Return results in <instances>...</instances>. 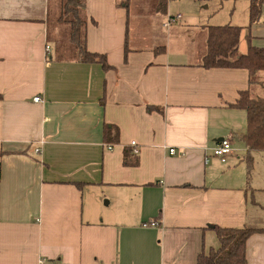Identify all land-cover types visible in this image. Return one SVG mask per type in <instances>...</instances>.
<instances>
[{
    "label": "crops",
    "instance_id": "0c3cea01",
    "mask_svg": "<svg viewBox=\"0 0 264 264\" xmlns=\"http://www.w3.org/2000/svg\"><path fill=\"white\" fill-rule=\"evenodd\" d=\"M80 1L81 45L109 68L57 58L60 0H0V264H196L219 245L213 226L264 230L236 151L246 114L231 107L248 72L202 67L211 26L243 28L239 55L247 37L264 48V9L249 29L248 0L220 18L193 6L167 28L174 0ZM159 19L200 51L149 38ZM225 138L223 164L212 150ZM246 259L264 264V232Z\"/></svg>",
    "mask_w": 264,
    "mask_h": 264
},
{
    "label": "trees",
    "instance_id": "16d2710c",
    "mask_svg": "<svg viewBox=\"0 0 264 264\" xmlns=\"http://www.w3.org/2000/svg\"><path fill=\"white\" fill-rule=\"evenodd\" d=\"M201 1V0H199ZM248 26L259 22L264 9V0H248ZM77 7H71V5ZM83 7L80 0H60L59 15L55 23L68 27L69 55L67 58L82 63H100L103 68H109L105 57L93 54L81 45L80 36L83 22L79 19L77 10ZM206 53L202 58V67L210 68H237L248 72V89L239 94V98L231 106L241 109L246 114V130L241 140L246 148V165L251 167V154L264 152V48L251 45L247 37V51L238 54L237 46L243 30L232 25L211 26L207 28ZM59 48L56 47L57 53ZM63 54L57 58L62 59ZM152 109V108H149ZM108 126H106L105 135ZM116 138V136H115ZM125 165H137V161L125 160ZM219 245L217 248L202 250L196 264H246V242L255 233L264 232L263 229L252 225H245L241 229L220 228L213 226Z\"/></svg>",
    "mask_w": 264,
    "mask_h": 264
},
{
    "label": "rangeland",
    "instance_id": "374dc122",
    "mask_svg": "<svg viewBox=\"0 0 264 264\" xmlns=\"http://www.w3.org/2000/svg\"><path fill=\"white\" fill-rule=\"evenodd\" d=\"M67 1V0H66ZM235 11L236 13L239 12V10L241 11V7L245 8V4H243V2H245V0H235ZM62 2L64 3V0H62ZM233 0H207L206 2L203 1H199V0H174V1H170L169 3H167V11L168 14L165 16L166 19L164 20V24L167 23V19L170 16L176 17L177 15H183L188 13L193 6H197V8L201 7H205L207 5H210V7L212 8V14L216 15V18H220L221 16H225V13L228 10H232L233 9V4H232ZM60 3V2H59ZM71 7H77V5H71ZM142 7V11L146 9V4H141ZM149 7V5H148ZM58 6L56 9V12L54 13V18L51 20L50 24L53 27H57L58 24L55 23L56 21V17L58 14ZM234 11V10H233ZM202 13H204L205 11L201 10ZM209 15V13H208ZM153 21V20H152ZM161 22L162 19H159L157 21H153V30H151L152 34L149 33V38L154 39L157 38V36L159 37L160 34L162 37H164V40L170 39V43L172 42L173 46H179L180 43L182 41L185 40H194L195 43L197 44V47H201V45L203 46V39H201V37H187V35L184 33L182 35H176V33H172V31H174L175 26H172V28L170 29H162L161 28ZM175 23V22H174ZM60 29V28H59ZM54 32V30H53ZM160 33V34H159ZM157 34V35H156ZM171 35V36H170ZM51 37V36H50ZM67 35L59 30L57 33H53L52 35V40L55 43V47L59 48V52L58 54H63L65 55H69L67 51V46H68V39H67ZM201 48L197 49V51H200ZM199 59V58H198ZM236 151H237V156L240 160H242L241 164L242 168L247 171L246 175L248 178V183H249V189H248V202L249 205H253V203H255L254 201H260V200H264V152H254L251 154V158H252V163H251V167L248 168V166L246 165V153L243 150V147H241L239 144L236 145ZM239 163V162H238ZM244 166V167H243ZM254 206V205H253ZM260 215L264 216V209H260Z\"/></svg>",
    "mask_w": 264,
    "mask_h": 264
},
{
    "label": "built area",
    "instance_id": "2783aa9c",
    "mask_svg": "<svg viewBox=\"0 0 264 264\" xmlns=\"http://www.w3.org/2000/svg\"><path fill=\"white\" fill-rule=\"evenodd\" d=\"M181 19V15H177L176 17L170 16L167 19V23L164 24V27H169L172 23L178 21ZM46 51H49V47L46 46ZM34 102H38L39 98H33ZM131 146H135V142L131 143ZM36 152L38 153L39 150H36ZM138 150L134 149L133 150V154H137ZM175 153V150L173 148L169 149V154L173 155ZM232 153V142L230 138H225L223 139L213 150H212V157L218 159L221 163H226L227 162V158L230 156V154ZM208 159L205 158V162H207ZM151 226H156L155 222H152L150 224ZM39 264H50L47 263L46 260L44 258L39 259L38 261ZM53 264H63V263H53Z\"/></svg>",
    "mask_w": 264,
    "mask_h": 264
},
{
    "label": "water",
    "instance_id": "95a60500",
    "mask_svg": "<svg viewBox=\"0 0 264 264\" xmlns=\"http://www.w3.org/2000/svg\"><path fill=\"white\" fill-rule=\"evenodd\" d=\"M222 140H223V139H222ZM222 140H221V141H222Z\"/></svg>",
    "mask_w": 264,
    "mask_h": 264
}]
</instances>
